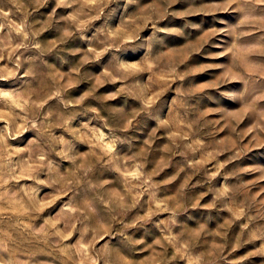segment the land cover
Segmentation results:
<instances>
[{"label": "rangeland", "instance_id": "374dc122", "mask_svg": "<svg viewBox=\"0 0 264 264\" xmlns=\"http://www.w3.org/2000/svg\"><path fill=\"white\" fill-rule=\"evenodd\" d=\"M0 264H264V0H0Z\"/></svg>", "mask_w": 264, "mask_h": 264}]
</instances>
